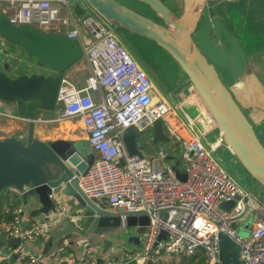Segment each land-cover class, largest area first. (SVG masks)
<instances>
[{"label": "built area", "instance_id": "obj_1", "mask_svg": "<svg viewBox=\"0 0 264 264\" xmlns=\"http://www.w3.org/2000/svg\"><path fill=\"white\" fill-rule=\"evenodd\" d=\"M0 12L13 25L79 39L90 74L80 88L61 78L54 118H80L90 149L96 152L85 173L78 176V186L96 205L119 213L122 227H128L129 212L143 211L149 219L147 230L139 236V250L100 258L88 245L77 261L71 256L61 257L56 264H145L157 262L163 253L194 255L198 249L204 253V264H220V231L239 246L242 264H264V222L256 223L248 237L239 236L233 228L234 218L244 209L242 199L250 201L251 196L213 157L218 142L206 146L199 137L217 126L196 90L199 109L195 116L184 113L180 118L165 101H155L152 80L120 43L114 26L107 21L102 24L91 15L76 16L68 0H0ZM68 25L72 27L68 29ZM1 118L28 125V119L15 109H0ZM157 119L182 140L184 180L177 178L164 153L156 157L130 155L124 147L126 130L137 127L141 131ZM196 124L199 130L192 136L188 131H193ZM236 195L240 198L229 211L220 207ZM23 207H15V216L6 228L7 237L18 238L20 243L14 248L0 247V262L13 255L26 264L42 260L27 251L22 242L43 238L53 223L40 220L25 225ZM57 214L81 226L77 214L66 205L59 204ZM161 232L164 238H159Z\"/></svg>", "mask_w": 264, "mask_h": 264}, {"label": "water", "instance_id": "obj_2", "mask_svg": "<svg viewBox=\"0 0 264 264\" xmlns=\"http://www.w3.org/2000/svg\"><path fill=\"white\" fill-rule=\"evenodd\" d=\"M86 1L114 27L125 28L151 39L170 54L215 120L223 143L251 177L264 185V145L220 79L214 65L193 39V33L208 1L228 4L236 0H183V9L179 15L163 0H135L146 5L161 22L118 0ZM0 35L11 43L23 46L27 53L37 58L40 65L55 72L28 74L22 64L10 70L0 68V100L14 104L16 112L28 119L24 139L16 136L0 138V193L13 187L21 193L24 207L38 204L31 209L32 216L43 214L46 217L49 211L56 208V198L61 197L62 193L71 195L80 207L76 214L82 228L68 220L59 223L57 229L50 233L44 254L54 241L56 250L65 241H74L73 237L84 239L93 236L104 237L101 253L105 254L109 252L112 240L104 234L106 230L120 226V214L96 205L78 186V176L85 173L94 160L88 139L44 142L34 136L38 113L55 109L62 72L82 57V47L77 41L59 34L39 31L27 25H13L1 12ZM122 139L128 154H141L137 144L138 133L134 128L125 131ZM159 142L165 147L170 142L161 119L153 123L152 136L148 140L149 144ZM174 170L177 178L185 179L183 168L174 167ZM239 198L240 195H236L235 199L222 202L220 207L229 211ZM242 201L243 212L234 220L241 218L250 208L248 198H243ZM148 223L145 212H129L127 226L133 228L135 235L126 240L137 243L139 236L147 230ZM217 236L220 264H242L239 246L233 239L223 231L218 232ZM164 237L165 233L161 232L159 238ZM8 241L20 243L18 238H9Z\"/></svg>", "mask_w": 264, "mask_h": 264}, {"label": "crops", "instance_id": "obj_3", "mask_svg": "<svg viewBox=\"0 0 264 264\" xmlns=\"http://www.w3.org/2000/svg\"><path fill=\"white\" fill-rule=\"evenodd\" d=\"M68 3L72 7L76 16L81 17L86 15L85 10L88 5H84L81 1L76 0H74V4H70L69 0ZM81 5H83L84 8L81 7ZM203 11L205 12H202L194 34L208 42L210 48L214 51V60L207 58L206 54H204L197 43H195L201 52L206 56L208 61L214 65L220 79L229 89L242 112L252 124L258 139L264 145V0H237L228 4L208 1ZM71 27V25H68V29ZM114 29L120 31L125 30L129 35L144 38V36L132 33L125 28L114 27ZM116 34L119 38L117 32ZM1 38L2 37L0 36V68L10 70L17 65L22 64L27 73H39V71L28 70V67L26 66L27 64H23L10 53H7L3 49L4 41H1ZM136 52L139 55H142L140 50ZM168 60L173 61L174 63V59L171 56H169ZM147 63L149 64L147 67L148 69L150 68V75L155 77L160 84V88H158L152 81V95L154 100L165 101L180 118H183L184 113H188V108L193 109L195 116L199 109L198 101L194 95L195 89L180 67L173 65L170 70V74L174 76L165 81L162 79L164 64L161 61H158L155 65H152V61L150 60H148ZM138 64L140 65L139 62ZM40 72L45 74L55 73L52 70ZM89 74L90 66L83 53L80 59L63 70L62 78L67 79L77 88H80L85 85L86 78ZM93 95L98 97L99 93L94 92ZM0 109L11 111L15 108L14 104H8L0 100ZM56 113L57 109H54L53 111H40L38 113L34 127V136L37 139L44 142H53L56 140H68L73 142L81 139H87V134L80 118L56 121L54 120ZM54 122H57V124L53 125L52 123ZM152 126L153 124L146 126L141 131H139L137 127H133L138 133L137 144L140 153L146 157H156L159 152H162L164 153L165 159L173 167L182 168L183 160L181 161L179 159L182 140L177 139V136L173 134L167 124L163 122V130L165 134L170 137L168 147H165L162 142L149 144L148 140L152 136ZM26 129L27 125L24 122L8 120L5 118L0 119V138L9 136L23 138V135H26ZM198 130L199 125L196 124L193 131L188 132L194 136ZM199 137L206 146L210 145L214 141H217L218 146L215 149H221V156L223 155L226 158L228 157L229 159H232L231 154L227 151V146L223 143L217 129L211 130L209 133H205ZM91 151L92 155L96 156V152L93 150ZM176 152H178V158L176 156ZM170 154L174 155L175 158L179 160V164H177L176 159H167ZM238 170L244 173V170H242L241 167H239ZM244 176L245 186H242L241 184L240 186H242L251 196V200L249 201L250 208L241 218L238 219V221L240 222V226L251 230L256 223L264 222V185L259 183L257 180H253V178L249 177L248 174ZM56 200V208L54 211H49L48 217L43 214L36 216H32L30 214L31 209L36 207L38 204L35 206L23 207L21 218L25 225L40 220L51 221L53 223L52 227L43 238H40L35 242H22L27 251L42 258V260L36 264H56V261L59 258L69 256L73 257V259L77 261L78 257L84 253L86 246L89 244L94 246L99 257L104 255L114 256V254L121 255L124 251H135L140 249L139 241L135 243L133 241L126 240L131 235H135L133 228L129 227L127 233L123 236V238L125 237V241L122 244L120 243L119 246H113L109 250V253H101L102 239L104 237L93 236L84 239L73 237L74 241H65L63 246L56 250L54 241L49 247L48 252L44 254L51 231L57 229L59 223L63 221L67 222L65 217L57 214L58 205L64 204L75 213H77L80 209L76 199L69 194L62 193L61 197L56 198ZM19 204L23 205L21 193L13 187H8L0 193V247L14 248L18 245L8 241L9 238L6 235V228L12 221V218H14V209ZM234 222L235 221H233V223ZM78 223L82 228L80 221H78ZM107 238L112 239L111 237ZM56 239L57 236L55 237V240ZM49 251L53 253H49ZM165 254L169 255V253H163V255ZM0 263L26 264L25 262L17 260L14 255L1 261ZM159 263L204 264L205 256L203 251L198 249L194 255L180 253L173 254L165 258L161 256L157 262H146L145 264ZM61 264L71 263L62 262ZM75 264L80 263L76 262ZM124 264L136 263L134 261H127Z\"/></svg>", "mask_w": 264, "mask_h": 264}, {"label": "rangeland", "instance_id": "obj_4", "mask_svg": "<svg viewBox=\"0 0 264 264\" xmlns=\"http://www.w3.org/2000/svg\"><path fill=\"white\" fill-rule=\"evenodd\" d=\"M76 1H81L84 5L86 6L85 14L86 15H91L95 19H97L100 23L106 24L105 20L93 9L90 7V5L87 3L86 0H76ZM124 3H128L130 6L134 8H140L142 9L144 14H147L149 12H146L145 10L147 9L146 5H143L142 3H139L138 1L133 0L132 2L129 0H121ZM166 4L169 5L170 8L174 9V11L179 15L182 12L183 9V0H163ZM237 1V0H236ZM70 4H74V0H69ZM3 5V4H2ZM210 5V4H209ZM212 5V4H211ZM205 12V11H203ZM151 15V13H150ZM115 32L118 33L119 35V41L120 43L128 50V52L136 58V60L140 63L141 67L146 71L150 79L157 85L158 88H160L159 82L156 80L155 77H152L150 75V68L148 69L147 66L149 64L147 63L148 60L152 61V65H155L158 61H161L164 64L163 67V74H162V79L163 80H169L171 77L174 75L170 74V70L173 65H177V62L174 60L170 61L169 56L170 54L163 49L161 46L156 44L155 42L151 41L150 39L148 40L147 38H140L136 36L129 35L125 30H116ZM134 35V34H133ZM1 36V35H0ZM2 37V36H1ZM193 38L199 48L206 54L207 58L210 60H214V51L210 48V45L206 40L202 39L201 37L197 36L196 34L193 33ZM79 42L78 38L71 39ZM1 41H4V50L7 53H10L13 57L17 58L19 61H21L23 64H27L26 66L28 67V70H33V71H49L48 67H44V65H40L39 62H37V58L35 56H32L26 52L23 46L20 44H14L9 42L7 39L4 37L1 38ZM81 45V44H80ZM140 50L142 52V55H139L136 51ZM179 67V66H178ZM29 74V73H28ZM46 113V112H44ZM188 113L191 116H194V111L191 108H188ZM53 125L57 124V122L52 123ZM26 132V131H25ZM141 133V132H140ZM25 138V135H23V139ZM227 151L231 154V158L229 159L228 157H224L223 155L221 156V149H214L212 150V155L215 158V160L223 166V168L242 186H245V176L244 175H251L244 169L243 165L237 160L235 155L229 150L228 147ZM176 156L178 158V152H176ZM172 158L176 159L174 155H169L167 159ZM179 159L182 161L181 155L179 154ZM177 164H179V160L176 159ZM234 162V163H233ZM237 165V166H236ZM244 170V173L241 172L239 167ZM247 173V174H246ZM253 178V177H251ZM253 180H256L253 178ZM56 205V204H55ZM235 222L232 224L233 228L236 229L237 233L239 236L242 237H248L250 234V230L247 228H243V226H240V222L238 220H234ZM128 227H115L106 230V233L104 234L105 237H111L112 239V246H119V244L123 243L122 239L125 233H127ZM94 248L93 245L89 244ZM110 248V249H111ZM95 249V248H94ZM173 254L169 255H161L162 257H168ZM160 256V257H161ZM162 263V262H161ZM159 263V264H161Z\"/></svg>", "mask_w": 264, "mask_h": 264}, {"label": "flooded vegetation", "instance_id": "obj_5", "mask_svg": "<svg viewBox=\"0 0 264 264\" xmlns=\"http://www.w3.org/2000/svg\"><path fill=\"white\" fill-rule=\"evenodd\" d=\"M118 1H120L121 3H123V4H125V5H127V6H129V7H131V8H133V9H135V10H137L138 12H140V13H142V14H144L143 13V11H141L142 9H140V8H134V7H132V6H130L128 3H124V2H122L121 0H118ZM129 1H133V0H129ZM168 5V4H167ZM169 6V5H168ZM172 9V8H171ZM173 11H174V9H172ZM146 12H149V13H147V14H144L145 16H147V17H150V18H152V19H154L155 21H157V22H161L156 16H154V14L150 11V10H148V8L145 10ZM150 13H151V15H150ZM174 13L176 14V15H178L175 11H174ZM31 57H32V55H31Z\"/></svg>", "mask_w": 264, "mask_h": 264}, {"label": "bare ground", "instance_id": "obj_6", "mask_svg": "<svg viewBox=\"0 0 264 264\" xmlns=\"http://www.w3.org/2000/svg\"><path fill=\"white\" fill-rule=\"evenodd\" d=\"M198 94V93H197ZM199 96V95H198ZM62 129V128H61ZM67 129V128H66Z\"/></svg>", "mask_w": 264, "mask_h": 264}, {"label": "trees", "instance_id": "obj_7", "mask_svg": "<svg viewBox=\"0 0 264 264\" xmlns=\"http://www.w3.org/2000/svg\"><path fill=\"white\" fill-rule=\"evenodd\" d=\"M1 264V263H0Z\"/></svg>", "mask_w": 264, "mask_h": 264}]
</instances>
